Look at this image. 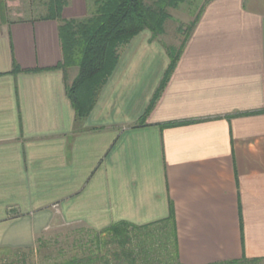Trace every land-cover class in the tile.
Returning <instances> with one entry per match:
<instances>
[{"label": "crops", "instance_id": "0c3cea01", "mask_svg": "<svg viewBox=\"0 0 264 264\" xmlns=\"http://www.w3.org/2000/svg\"><path fill=\"white\" fill-rule=\"evenodd\" d=\"M189 1L169 14L183 20ZM91 13L68 0L61 16ZM195 14L171 70L140 32L78 119L59 22L0 7V248L33 246L57 219L127 222L167 227L182 264H264V0Z\"/></svg>", "mask_w": 264, "mask_h": 264}, {"label": "trees", "instance_id": "16d2710c", "mask_svg": "<svg viewBox=\"0 0 264 264\" xmlns=\"http://www.w3.org/2000/svg\"><path fill=\"white\" fill-rule=\"evenodd\" d=\"M88 0L92 13L81 19H63L62 9L68 0H41L44 13L41 19L59 22L62 61L58 67H77V74L66 87V95L75 109L78 119L92 109L96 97L112 73L118 49L128 44L142 31H149L156 39L162 33L163 21L168 18L167 9L176 7L182 0ZM2 7V6H0ZM195 20L189 24V34ZM176 54L166 48L171 62ZM150 225L135 226L127 222L112 224L101 230L87 229L72 240V251L63 248L56 251L54 259H47L51 251L48 243L40 238L37 246L0 248V264H182L177 258L173 232L167 227L152 230ZM157 231L159 233H157ZM132 232L138 233L133 237ZM141 234V236H140ZM45 251L46 255L39 257ZM67 253V254H66ZM39 257L38 263L29 259ZM212 264H260L256 259L241 258Z\"/></svg>", "mask_w": 264, "mask_h": 264}, {"label": "rangeland", "instance_id": "374dc122", "mask_svg": "<svg viewBox=\"0 0 264 264\" xmlns=\"http://www.w3.org/2000/svg\"><path fill=\"white\" fill-rule=\"evenodd\" d=\"M146 4H151L152 0H145ZM185 0H182L178 3L177 6H179L181 3H183ZM203 0H190L189 5L187 6V12L186 15H184L183 20L175 18V16H171L169 14L170 10L175 7H169L167 9L168 18H166L163 21L162 24V33L157 36V40L161 42L162 45L165 46V48H169V50L172 51V53L177 52L179 50L180 46L183 49L185 42L189 35V24L194 20L196 14L195 12L200 7ZM41 0H0V6H6V11L8 12V17L11 19H16L20 17H37L39 14L44 13V8L42 4L40 3ZM188 4L185 3V6ZM176 6V7H177ZM93 11V7H92ZM125 46H122L118 49V54H121L124 50ZM181 49V51H182ZM70 72L77 71V67L70 66ZM88 228L84 224H65L63 221L54 220L51 222L46 229L43 230L42 234L39 236V238L42 241H45L48 243V246L51 248L49 249L51 251L47 252L49 254L48 258L49 260L54 259L55 257H61L57 256L56 251L59 249H64L66 252L72 251V240L75 239L77 236H80L83 234L85 235V231ZM152 230H156L153 228ZM157 233H159L157 231ZM138 233L132 232L131 235L133 237L137 235ZM141 236V234H140ZM84 240H86V235L84 237ZM38 245V241L33 244V246ZM56 250V251H55ZM67 252V253H69ZM45 251L42 250L39 257L46 255ZM66 253V254H67ZM33 257V259H29L31 262L38 263L41 261L39 257Z\"/></svg>", "mask_w": 264, "mask_h": 264}]
</instances>
